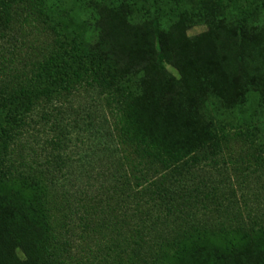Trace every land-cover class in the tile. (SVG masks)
I'll list each match as a JSON object with an SVG mask.
<instances>
[{
    "label": "trees",
    "instance_id": "1",
    "mask_svg": "<svg viewBox=\"0 0 264 264\" xmlns=\"http://www.w3.org/2000/svg\"><path fill=\"white\" fill-rule=\"evenodd\" d=\"M17 20L43 24L54 44L30 77L13 70L24 82L0 53V179L30 190L32 210L24 222L0 203V264H72L80 247L78 206L60 204L69 225L53 218L69 155L42 161L16 146L40 107L81 87L109 103L105 161L127 206L103 264H264V226L198 223L190 178L243 129L264 165V0H0V47ZM79 206L95 230V204Z\"/></svg>",
    "mask_w": 264,
    "mask_h": 264
},
{
    "label": "rangeland",
    "instance_id": "2",
    "mask_svg": "<svg viewBox=\"0 0 264 264\" xmlns=\"http://www.w3.org/2000/svg\"><path fill=\"white\" fill-rule=\"evenodd\" d=\"M193 32L198 31L195 29ZM53 44L54 36L43 24L17 20L7 31L0 53L7 58L9 73L15 69L18 73L27 72L30 77ZM14 71L10 75L14 76L15 82L26 80L25 77L17 78ZM171 71L174 72L172 68ZM45 107L46 111L40 107L34 114L16 150L42 161L59 153L69 155L68 167L64 173L58 174L64 188L60 189V194L55 192L56 207L60 210H53V218L59 222V227L63 221L69 225L70 213H66L68 209H62L61 205H69L73 209L78 206L75 209L79 215L75 216L74 237L71 235V238L79 240L80 247H74L71 263L103 264L99 249L107 245L106 237L110 235L111 225L121 220L117 216L123 218L127 214L126 205L121 210L116 204L112 191L114 183L105 161L107 138L103 134L113 121L109 103L103 95L81 87L72 95L62 96ZM243 131V135L232 134L228 139L219 164H205L190 177L191 186L196 190L192 216L203 226H264V165L257 157L255 138L246 129ZM60 138L63 139L61 144ZM4 183L0 179V203L6 206L11 217L28 220L32 210L27 207L26 194L30 195V190L28 192L13 181ZM86 188L90 190L88 194L82 193ZM82 203L95 204L98 209L95 215L93 211L90 215L95 230L86 227L89 216L83 206H79ZM100 206H104L106 216L100 212ZM79 216L85 218L82 225ZM86 232L90 235L89 240L82 237ZM63 233L66 232L63 230Z\"/></svg>",
    "mask_w": 264,
    "mask_h": 264
}]
</instances>
